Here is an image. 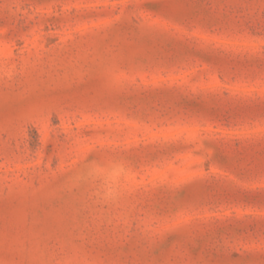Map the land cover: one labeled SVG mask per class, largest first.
<instances>
[{
	"label": "rangeland",
	"instance_id": "obj_1",
	"mask_svg": "<svg viewBox=\"0 0 264 264\" xmlns=\"http://www.w3.org/2000/svg\"><path fill=\"white\" fill-rule=\"evenodd\" d=\"M0 264H264V0H0Z\"/></svg>",
	"mask_w": 264,
	"mask_h": 264
}]
</instances>
